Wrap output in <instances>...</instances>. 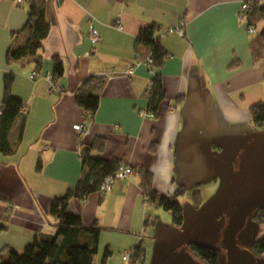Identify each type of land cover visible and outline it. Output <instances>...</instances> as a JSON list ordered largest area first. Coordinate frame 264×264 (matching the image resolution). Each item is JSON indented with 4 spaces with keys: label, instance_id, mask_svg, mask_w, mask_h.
<instances>
[{
    "label": "crops",
    "instance_id": "1",
    "mask_svg": "<svg viewBox=\"0 0 264 264\" xmlns=\"http://www.w3.org/2000/svg\"><path fill=\"white\" fill-rule=\"evenodd\" d=\"M246 1L264 6V0H44L50 28L37 65L30 57L6 62L9 47L28 37L23 31L28 4L0 0V109L8 73L12 95L26 106L21 139L20 116L9 133L13 154L0 153V194L8 201H0V251L20 252L35 237L55 234L49 204L76 186L82 175L78 148L97 137L104 146L91 156L120 161L133 173L102 196L93 193L84 203L72 198L67 209L84 226L96 224L101 229L98 252L112 254L142 244L147 232L149 204L140 171L151 175L156 193L169 197L178 187L175 167L186 168L189 155L217 154L220 161L223 154L227 161L240 139L264 130L250 113L251 106L264 105V48L257 62L250 49L264 32V19L253 25L256 35L249 34L246 16H239ZM151 24L166 55L155 69L165 95L157 117L147 110L152 73L136 61L138 53L147 55L136 43L138 32ZM90 26L98 34L95 43L88 37ZM176 26L182 36L165 33ZM53 57L62 62L63 74L51 91L45 77L53 74ZM78 93L98 97L90 123L75 102ZM81 123H89L84 138L74 129ZM112 239L119 242L115 248Z\"/></svg>",
    "mask_w": 264,
    "mask_h": 264
},
{
    "label": "trees",
    "instance_id": "2",
    "mask_svg": "<svg viewBox=\"0 0 264 264\" xmlns=\"http://www.w3.org/2000/svg\"><path fill=\"white\" fill-rule=\"evenodd\" d=\"M25 1L28 4V10L27 21L23 31L27 32L28 37L22 45L9 47L6 53V62L10 63L30 57L38 65L40 56L37 52L42 48V42L47 38L50 27L45 18L44 0H37L36 2ZM250 4L251 10L246 11L244 16L247 19V28H254L253 25L255 23L264 19V6L257 8L255 3L250 2ZM157 30L156 25L151 24L140 29L136 37L137 45L146 49L147 55L150 54L152 58V62L148 63L149 65L147 66L152 73L150 82L153 84L152 91L148 93L147 110L153 117H157L158 107L165 96L160 77L155 70L161 66L166 57L156 36ZM253 35H256V30ZM263 48L264 32L259 35L257 34L250 45L252 57L256 62L261 59ZM145 57H137L136 61L144 62ZM52 61V84L54 88H57L54 81L55 78L62 76L63 64L57 57H53ZM12 81L13 75L11 73L4 76L3 98L0 109V153L4 156L13 154L8 138L15 119L19 116L21 117L18 125V140L21 139L25 125L26 106L12 95ZM75 102L82 109L86 115V120L90 123L98 108V97L92 94L85 95L78 93L75 95ZM21 110H25V114H21ZM250 113L252 122L256 126L261 127L264 125L263 104L258 103L251 106ZM103 146L104 139L97 137L90 145L81 148L79 153L82 169L81 178L72 190L63 196L55 197L51 200L48 213L55 221V234L43 238L35 237L21 252L10 249L6 258L0 254V264H94L101 229L96 224L89 227L84 226L81 217L69 212L67 208L72 198L84 203L89 195L97 193L102 180L106 176L112 175L122 164L117 160L108 161L91 156L92 151H101ZM36 168L37 170L40 168V162H38ZM139 174L143 195L147 203L158 204L165 212L171 215L174 226L181 225L182 209L178 198L183 195L184 186H179L169 197L159 195L152 189L151 175L144 171H140ZM0 201L8 202L7 198L2 194H0ZM194 201L196 204L198 203L197 198H194ZM262 217L260 211L253 215L256 222L260 224L263 222ZM2 229L4 227L0 224V230ZM187 249L196 260L203 264H222L218 252L211 247L189 243ZM129 251H131L129 263H143L144 249L141 243H138ZM249 251L254 256L264 255V237L253 241ZM110 255L111 252L105 249L103 262Z\"/></svg>",
    "mask_w": 264,
    "mask_h": 264
},
{
    "label": "rangeland",
    "instance_id": "3",
    "mask_svg": "<svg viewBox=\"0 0 264 264\" xmlns=\"http://www.w3.org/2000/svg\"><path fill=\"white\" fill-rule=\"evenodd\" d=\"M216 155L195 152L187 157L186 163L189 165L186 168L175 167L177 185L185 188L183 195L178 198L182 209L181 225L174 226L171 215L162 207L156 206L155 203L148 205L147 214L150 220L145 226L147 232L142 238L143 249L149 247L146 264H164L163 240L173 232L188 229L190 231L182 245L183 248L189 243L211 247L218 252L221 263L227 264L228 252L223 242L226 218L222 203L226 178L230 176L236 161L234 159L227 167L226 155H220V161L217 160L218 155ZM194 198L198 199L197 204ZM260 212L263 216L261 224L253 217H249L236 233L235 245L238 249L249 251L253 241L264 237V206ZM154 220L157 223L152 227ZM111 242L114 248L118 246L117 240L112 239ZM0 252L2 255L7 254L8 249L3 248ZM122 253L112 251L110 257L103 262L104 250L101 249L94 257V264H128L121 260ZM253 264H264V255H255Z\"/></svg>",
    "mask_w": 264,
    "mask_h": 264
},
{
    "label": "water",
    "instance_id": "4",
    "mask_svg": "<svg viewBox=\"0 0 264 264\" xmlns=\"http://www.w3.org/2000/svg\"><path fill=\"white\" fill-rule=\"evenodd\" d=\"M228 163L236 159L226 178L222 208L226 218L223 242L228 252L227 264H253L254 255L235 245L236 233L249 217L264 206V130L240 139L228 154ZM188 230H178L163 240L164 264H203L183 248Z\"/></svg>",
    "mask_w": 264,
    "mask_h": 264
},
{
    "label": "built area",
    "instance_id": "5",
    "mask_svg": "<svg viewBox=\"0 0 264 264\" xmlns=\"http://www.w3.org/2000/svg\"><path fill=\"white\" fill-rule=\"evenodd\" d=\"M23 1L25 0H16V3L19 5L21 4ZM36 2L37 0H28V2ZM57 2H60V0H56ZM26 2V1H25ZM251 10V4H250V1H246V2H243L240 6V11H239V16L240 18H243L244 17V14L246 11H249ZM116 27L117 29H121V26H120V23L119 22H116ZM247 32L249 34H254L255 33V28L253 27H248L247 28ZM165 33H176L180 36L183 35V31L181 29V26H176V27H172V28H169V29H166ZM88 37L90 39V41L92 43H95L96 40L98 39V34L96 32V30L90 26L89 27V32H88ZM137 57H140V54L138 53L137 54ZM136 57V58H137ZM138 63H144L145 65H149L148 63H151L152 62V58L150 56V54H148L145 58H144V62L142 61H137ZM35 77V74L32 73L30 78H34ZM45 79L48 81L49 83V86H50V90L52 91L53 89H55L53 87V84H52V75H46ZM261 79L262 81L264 82V70L262 71L261 73ZM152 88H153V84L150 82L147 86V93H150L152 91ZM56 90V89H55ZM21 114H25V110H21ZM152 116V115H151ZM74 129L80 134V137L81 138H84L85 135H87V133L89 132V124L87 123H81V124H77L74 126ZM80 148H78V153H80ZM133 173V169L125 164H121L118 169L112 174V175H109V176H106L101 184L99 185V188H98V193L102 196L104 194H106L107 192H109L113 186V184L115 182H122L124 181L125 179H127L128 177H130ZM121 259L123 262L125 263H129L130 259H131V251H124L121 255Z\"/></svg>",
    "mask_w": 264,
    "mask_h": 264
}]
</instances>
